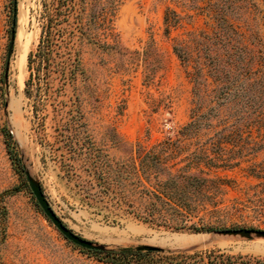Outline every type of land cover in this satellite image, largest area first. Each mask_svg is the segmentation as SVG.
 <instances>
[{
  "label": "rangeland",
  "instance_id": "obj_1",
  "mask_svg": "<svg viewBox=\"0 0 264 264\" xmlns=\"http://www.w3.org/2000/svg\"><path fill=\"white\" fill-rule=\"evenodd\" d=\"M14 1L0 0V264H109L62 236L28 180L69 231L103 252L158 250L144 264H264V116L217 107L206 71L196 86L193 59L175 52L213 31L208 0H75L48 63L37 53L57 0H16L13 30ZM224 4L235 26L264 37V0ZM193 111L200 127L186 134ZM166 146L171 165L194 154L190 172L219 180L198 218L249 236L159 227L101 189V166Z\"/></svg>",
  "mask_w": 264,
  "mask_h": 264
},
{
  "label": "trees",
  "instance_id": "obj_2",
  "mask_svg": "<svg viewBox=\"0 0 264 264\" xmlns=\"http://www.w3.org/2000/svg\"><path fill=\"white\" fill-rule=\"evenodd\" d=\"M208 2L214 21L213 31L190 35L185 48L177 47L175 52L183 61L193 59L195 64L191 79L196 86L201 84L200 77L206 71V76L215 85L212 100L217 107L229 103L236 107V114L264 116V37L253 25L235 26L229 20L225 0ZM76 5L75 0H57L53 6L38 47L37 55L41 62L48 63L59 26L77 11ZM168 14L165 22L169 25L177 23ZM92 21L91 18L89 22ZM11 24L14 30L15 9ZM193 112V120L183 128L186 134H193L200 127V115ZM7 137L12 139L9 134ZM174 153L168 146L154 148L138 152L135 158L115 167L101 166L98 169L101 189L111 196L117 207L144 222L194 233L221 231L203 218H198L199 213L212 202V192L219 189V180L190 172L200 163V158L194 154L182 160L186 163L184 166L176 168L175 164H170L175 158ZM91 252L103 255L109 264H144L153 259L158 250L122 248Z\"/></svg>",
  "mask_w": 264,
  "mask_h": 264
},
{
  "label": "water",
  "instance_id": "obj_3",
  "mask_svg": "<svg viewBox=\"0 0 264 264\" xmlns=\"http://www.w3.org/2000/svg\"><path fill=\"white\" fill-rule=\"evenodd\" d=\"M14 5H15V15H16V0L14 1ZM13 39H14V31L12 32V42L10 44L9 54L11 53V49L13 47ZM28 185L37 204L43 211L44 215L48 218V220L52 223V225L62 234V236H64L69 242L73 243L74 245L82 249L92 250V251H102L100 248L92 246L91 244L85 242L81 238L74 235L71 231H69L55 215L49 203L43 196L40 187L37 184L31 182L30 180H28ZM219 232L221 234H226V235L249 236L251 234V231L248 230H223ZM257 235L264 238V232L262 231L257 232ZM150 249H154V248H145V249H137V250H150Z\"/></svg>",
  "mask_w": 264,
  "mask_h": 264
},
{
  "label": "bare ground",
  "instance_id": "obj_4",
  "mask_svg": "<svg viewBox=\"0 0 264 264\" xmlns=\"http://www.w3.org/2000/svg\"><path fill=\"white\" fill-rule=\"evenodd\" d=\"M23 15H24V14H23ZM20 18H22V14L20 15ZM18 55H19V56L21 55V51H20V50H19ZM21 58H22V56H21Z\"/></svg>",
  "mask_w": 264,
  "mask_h": 264
}]
</instances>
